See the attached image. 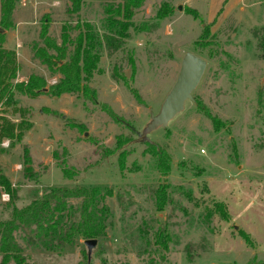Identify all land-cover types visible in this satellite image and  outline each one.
I'll return each instance as SVG.
<instances>
[{
    "label": "rangeland",
    "instance_id": "obj_1",
    "mask_svg": "<svg viewBox=\"0 0 264 264\" xmlns=\"http://www.w3.org/2000/svg\"><path fill=\"white\" fill-rule=\"evenodd\" d=\"M119 1L84 0L79 19L101 33L104 5ZM68 5L19 1L15 26L3 30V47L19 63L16 81L34 73L47 86L56 82L58 75L32 58V46L45 16L47 35L60 42L63 22L76 21ZM130 22L122 49L112 55L104 49L87 81L93 99L15 93L17 107L30 109L32 127L14 146L0 143V173L16 194L0 201V221L48 187L98 185L111 191L109 213L89 259L78 238L61 252L27 248L31 264H79L86 257L88 264H264V0H144ZM188 51L207 61L194 101L148 134L152 147L131 127L141 131L159 112ZM13 110L0 102V116L18 121ZM24 145L35 181L23 177ZM158 150L168 157L166 175ZM163 184L158 211L155 191ZM161 231L167 248L157 239ZM17 241L24 247L19 235Z\"/></svg>",
    "mask_w": 264,
    "mask_h": 264
},
{
    "label": "trees",
    "instance_id": "obj_2",
    "mask_svg": "<svg viewBox=\"0 0 264 264\" xmlns=\"http://www.w3.org/2000/svg\"><path fill=\"white\" fill-rule=\"evenodd\" d=\"M20 0H0V102L13 105L15 112L20 114L15 121L8 116H0V143L8 140L10 146L22 140L26 130L32 127L29 120L31 114L28 107H17L13 100L15 93L30 97L49 93L54 97L69 93L93 99L95 91L87 81L97 66L104 49L110 55L122 49L123 39L127 37V30L131 25V18L139 9L144 0H120L118 3L105 4L106 13L103 20V32L95 29L94 25L79 19L84 0H69L66 8L68 17L76 16L72 25L69 18L63 22L58 43L47 35V16L42 18L39 32L40 42L32 46V58L38 60L52 75H58L55 83L47 86L43 76L30 73L26 81H16L19 63L16 52L3 47L5 34L1 29L8 30L16 24L14 19ZM80 21V24H79ZM76 34L73 36L71 32ZM208 33L203 30L202 37ZM264 47V36L260 41ZM132 63V67H133ZM114 67L113 78L118 80V72ZM124 80L125 77L121 76ZM132 130V129H131ZM133 131V130H132ZM148 143V142H146ZM152 147L155 144L148 143ZM158 165L161 174L169 171L167 154L158 150ZM57 156V153H54ZM60 167L65 177L71 174L61 161ZM23 177L29 181L37 179L33 171L32 158L28 146H23L22 151ZM0 185L16 197L15 190L9 180L0 173ZM167 185H159L155 191L156 208L162 211L165 205V191ZM111 195L110 190H103L95 186H53L48 187L42 195L34 197L23 207L13 206L10 219L0 221V254L1 264H31L27 248L34 250L61 252L67 247H72L78 238L99 239L104 236L107 229L109 208L105 198ZM17 235L24 241V247L17 241ZM164 233L157 234V239L167 248L163 239ZM79 264H88L86 262Z\"/></svg>",
    "mask_w": 264,
    "mask_h": 264
},
{
    "label": "water",
    "instance_id": "obj_3",
    "mask_svg": "<svg viewBox=\"0 0 264 264\" xmlns=\"http://www.w3.org/2000/svg\"><path fill=\"white\" fill-rule=\"evenodd\" d=\"M178 9H181V6ZM1 32H3V29H1ZM206 66L207 61L205 59L192 52H185L176 79L165 96L159 112L157 114L150 113V120L141 131L131 127L140 138V141L153 143L149 139L148 134L159 127H166L170 120L183 111L187 100L194 101L192 92L197 87ZM96 241V239L84 240V244L87 247L88 259L92 249L96 245Z\"/></svg>",
    "mask_w": 264,
    "mask_h": 264
},
{
    "label": "built area",
    "instance_id": "obj_4",
    "mask_svg": "<svg viewBox=\"0 0 264 264\" xmlns=\"http://www.w3.org/2000/svg\"><path fill=\"white\" fill-rule=\"evenodd\" d=\"M17 169H20V165L17 166ZM1 185H0V201L1 202H9L10 201V193L8 191H6L3 187V189H1Z\"/></svg>",
    "mask_w": 264,
    "mask_h": 264
},
{
    "label": "crops",
    "instance_id": "obj_5",
    "mask_svg": "<svg viewBox=\"0 0 264 264\" xmlns=\"http://www.w3.org/2000/svg\"><path fill=\"white\" fill-rule=\"evenodd\" d=\"M10 217H11V215H8V216H7L8 219H10ZM5 220H7V219H5ZM2 221H4V220H2Z\"/></svg>",
    "mask_w": 264,
    "mask_h": 264
}]
</instances>
